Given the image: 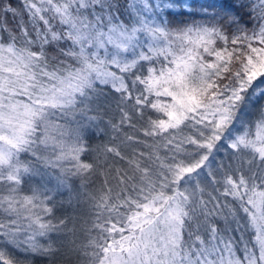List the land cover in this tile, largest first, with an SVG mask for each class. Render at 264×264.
<instances>
[{"label":"snow or ice","instance_id":"1","mask_svg":"<svg viewBox=\"0 0 264 264\" xmlns=\"http://www.w3.org/2000/svg\"><path fill=\"white\" fill-rule=\"evenodd\" d=\"M22 5L0 6L14 17L26 12L33 27L30 32L18 25L26 45L21 47L0 21V30L8 32L6 41L0 37V264H33L37 256L54 261L61 254L77 264H264V0H211L200 5L207 19L176 27L167 16L194 14L191 0H22ZM228 28L234 29L231 38ZM46 46L57 49L51 58L56 66L49 64ZM143 62L149 64L146 75ZM137 84L143 88L134 93ZM102 86L119 94L121 119L111 124L114 133L125 124L135 128L128 105L141 120L145 109L166 117L149 116L138 131L163 137V147L173 152L171 163L158 154V145L133 135L122 143L149 151L133 148L125 156L118 146H105L103 164L98 157L91 163L81 159L96 119L89 113L105 95ZM250 114L257 118L245 123ZM208 115L211 134L187 140L197 146L196 155L205 154L188 163L177 159L193 153L169 130L190 120L204 123ZM237 124L244 131L233 135ZM222 138L249 159L220 180L209 171L220 185L214 187L219 196L205 199L197 169L207 167ZM109 155L126 160L131 174L108 164ZM104 166L115 173L119 191L106 179L99 195H89L91 220L81 229L72 216L50 218L52 189L42 184L22 194L21 186L33 177L71 191L70 181ZM78 231L86 243H77ZM234 232H241L238 239Z\"/></svg>","mask_w":264,"mask_h":264},{"label":"trees","instance_id":"2","mask_svg":"<svg viewBox=\"0 0 264 264\" xmlns=\"http://www.w3.org/2000/svg\"><path fill=\"white\" fill-rule=\"evenodd\" d=\"M122 3L126 2V0H121ZM154 3L159 2V0H153ZM211 2V0H191L192 11L194 14H189L186 11H182L179 15H168L167 19L172 21V27L180 26L181 22L191 24L193 21H203L207 19V17L201 12L200 5L207 4ZM10 3L13 8L18 10L23 8L22 0H0V6L4 4ZM212 10L209 9V12ZM245 19H247L245 17ZM0 21L7 25V27L13 31L15 35L18 36V44L21 47L26 46L23 40V37L20 36L18 25L23 23L24 26L28 27L30 32H33L32 22L29 20L28 14L25 12L23 15H16L15 17L11 12L3 13L0 11ZM42 27V25H39ZM249 29H251L252 25H247ZM230 38L234 32V29L228 28L226 29ZM34 34V33H33ZM8 36V32H4L0 30V37L6 38ZM223 45L218 42L217 47H222ZM255 47H259L260 45L255 44ZM60 47H64L63 44ZM232 45L229 43V49H231ZM33 50H36V47L33 46ZM46 52L48 53L50 60L49 64L52 66H56V60L51 59L56 57L57 49L52 46H46ZM59 59H64L60 57ZM67 63H71V61H67ZM149 67L148 62H143V74L146 75V69ZM238 65L233 67V71L236 70ZM113 70H116L113 68ZM221 87L223 84L228 83V80L222 79L220 82ZM105 92V95L102 96L96 107L95 111L89 113L90 116L96 117L95 121L89 126L88 131L85 136V144L88 148V151L82 154L81 159L85 162H94L99 158L101 164H103L105 159V154L103 149L105 146H118L122 151V154L125 156H130L132 153V149L135 148L137 151H149L144 145H136L133 144L131 146L122 143L125 139V135H133L136 136L140 140H147L149 144L158 145V154L165 158V163H171L172 160L170 157L173 155V152L169 150V148L163 147L165 143L163 137H157L155 139L144 137L143 133L138 131L143 127L144 122L147 120L149 116L153 119L156 118H166L163 117L162 114H157L155 110L145 109L144 117L141 120L138 116L135 115L134 110L131 108V105L125 106L126 110L130 111V114L133 115L132 123L135 124V128L129 127L127 124L123 126L119 133H114L111 124H118L121 119V113L119 111L118 105L120 104L119 94L115 93L108 86H102ZM143 86L137 84L134 93H138V91L142 90ZM211 94V90L209 95ZM170 99V98H169ZM264 103V101H262ZM124 106V105H120ZM212 116L208 115L207 120L204 123L197 124L195 121L190 120L186 121L185 124L180 126V130H169L173 135L177 137L175 142H183L182 147L186 150L187 153H193L192 156L186 157L184 153H180L177 156V159L184 160L185 163L190 161H194L199 158V155L205 154L204 150H199V155H196L197 146L191 145L187 143L188 138H193L197 140H202L200 135L201 132L204 133V136L210 135L209 128L205 127L209 121L212 120ZM257 117L255 114H250L244 118V122L247 123L250 120H255ZM199 119V116L197 117ZM210 127V126H209ZM244 131V127L240 124L236 125V128L233 130V135H239ZM254 132V129H253ZM167 135V134H165ZM171 138V137H169ZM174 142V143H175ZM174 147V145L170 146ZM30 158V157H28ZM249 159L246 153H237L235 150L231 149L228 146V141L223 138L219 141H216V147L213 148L212 154L209 155L207 161H205V165L207 167L202 166L199 169L200 176L197 179L200 181V187L204 189V198L208 199L209 194L214 196H219V193L214 191L215 188H220L219 184L214 185L212 182V176H209L208 173L211 171L212 175L220 180L222 175L225 172L231 173L238 168L241 167L242 162H246ZM108 164H110L113 168H120L122 170H129L128 164L126 160H121L118 157H113L109 155L107 157ZM244 167L246 169L247 165L244 163ZM129 174H131L129 170ZM115 173H109L107 166L102 168H97L94 172L88 175L83 180L74 179L70 181L72 184V189L69 191L65 188L56 189L51 187L52 191L49 192V195L52 197V203L49 205L53 207L54 213L53 222H56L57 219H63L68 216H72L75 218V224L78 229H81L82 226H85V222L91 220V216L89 215V204H88V196L89 195H99L101 190L105 187L104 181L108 180V186L112 187L114 191H119L117 187V182L114 179ZM22 193H28L27 186H21ZM222 191V188H221ZM231 201V197L228 198ZM3 219V217H0ZM218 227L223 228V221L217 218L215 220ZM244 224V220H241V225ZM72 225L69 224V227ZM234 236L239 238L241 232H234ZM245 240H250L252 238L251 231L245 230L243 232ZM54 241L56 240L55 236H53ZM87 238L83 231L77 232V243H86ZM57 246H59V242L56 241ZM9 252L11 250L9 249ZM18 255V254H17ZM33 264H77V260L75 257L72 258L71 261L66 259L63 254L59 255L54 261H50L45 257H33Z\"/></svg>","mask_w":264,"mask_h":264},{"label":"rangeland","instance_id":"3","mask_svg":"<svg viewBox=\"0 0 264 264\" xmlns=\"http://www.w3.org/2000/svg\"><path fill=\"white\" fill-rule=\"evenodd\" d=\"M197 171H199V169H197ZM42 184L48 189H51V187H53V188L56 187L55 180H51L49 182V180H47V179L42 181L40 177H33L31 180H26V182L23 184V186H25V187L27 186L28 193L24 194V192H23L22 194L23 195H30L32 188L38 187Z\"/></svg>","mask_w":264,"mask_h":264}]
</instances>
